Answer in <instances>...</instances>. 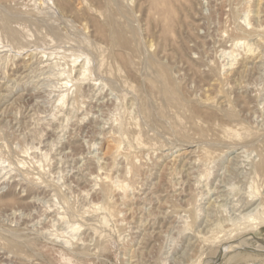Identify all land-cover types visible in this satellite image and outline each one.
<instances>
[{"label":"rangeland","instance_id":"obj_1","mask_svg":"<svg viewBox=\"0 0 264 264\" xmlns=\"http://www.w3.org/2000/svg\"><path fill=\"white\" fill-rule=\"evenodd\" d=\"M0 264H264V0H0Z\"/></svg>","mask_w":264,"mask_h":264},{"label":"bare ground","instance_id":"obj_2","mask_svg":"<svg viewBox=\"0 0 264 264\" xmlns=\"http://www.w3.org/2000/svg\"><path fill=\"white\" fill-rule=\"evenodd\" d=\"M255 4H257V3H255ZM36 5V4H35ZM244 12V11H243ZM247 12V11H246ZM245 12V13H246ZM244 13V14H245ZM244 16H246V15H244ZM245 18V17H244ZM243 19V18H242ZM241 19V20H242ZM244 20V19H243ZM241 40V41H240ZM235 39L234 41H233V45L234 46H237V47H244L245 46V50L246 51H249V50H251V46L248 44V43H245V41H242V39ZM250 43V42H249ZM238 49V48H237ZM240 49V48H239ZM242 49V51H243V49L244 48H241ZM235 50V49H234ZM236 51V50H235ZM238 51V50H237ZM252 51V50H251ZM224 52V51H223ZM247 53V52H246ZM232 54V53H231ZM236 55V54H235ZM228 57V56H227ZM233 60V59H232ZM231 62V61H230ZM227 63V62H226ZM225 64V63H224ZM230 64V63H229ZM83 67V66H82ZM83 71V70H82ZM116 148V147H115ZM118 158V157H117ZM113 159V158H112ZM96 176H97V174H96ZM108 180V179H107ZM105 183V182H104ZM110 183H111V181H110ZM117 185H118V183H117ZM120 186V185H119ZM116 187V186H115ZM126 188H127V186H126ZM121 190V189H120ZM125 190V189H124ZM123 190V191H124ZM109 192V191H108ZM112 192V191H111ZM217 222V221H216Z\"/></svg>","mask_w":264,"mask_h":264}]
</instances>
